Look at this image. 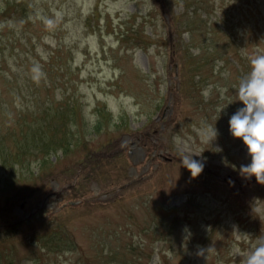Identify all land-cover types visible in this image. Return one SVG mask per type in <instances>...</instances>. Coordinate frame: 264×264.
I'll use <instances>...</instances> for the list:
<instances>
[{"label":"rangeland","instance_id":"obj_1","mask_svg":"<svg viewBox=\"0 0 264 264\" xmlns=\"http://www.w3.org/2000/svg\"><path fill=\"white\" fill-rule=\"evenodd\" d=\"M204 1L211 12L209 33L195 30L197 18L189 15L199 0L188 8L186 0H173L175 13L186 12L177 28L166 25L153 0H30L28 20L0 16V80L7 81L1 107L16 117L21 107L42 101L65 104L66 94L80 100L79 132L87 143L48 162L43 173L76 175L77 185H89L48 199L28 221L14 215L13 201L34 182L21 186L17 177L14 187L7 185L0 192V264H129L139 256L149 264H242L255 248L259 233L264 235V188L238 187L248 196L240 204L222 182L231 168L250 163L243 142L229 131L230 117L243 106L236 95L243 76L226 55V38L236 41L239 34L245 62L264 55V0ZM184 30L194 33L192 45L209 37L205 42L220 51L217 64L228 69L226 75L218 73V65L210 67L211 58L202 57L193 74L179 58L178 65L170 61L188 48V34L179 33ZM98 107L115 123L127 121V132L135 137L121 127L93 132L104 114ZM159 113V130L149 146L137 138L138 131ZM2 118L0 133L7 134L13 123ZM208 126L218 132L211 143L204 134ZM109 136L118 139L116 145L111 140L107 146ZM115 147L123 148L114 156ZM103 150L109 158L96 162ZM176 152L202 161L203 172L193 179ZM7 169L0 165V185L7 183ZM64 180H56L57 189ZM50 188L45 185L44 192L28 198L20 215ZM73 201L81 202L71 206ZM14 222L17 226H10ZM49 241L57 250L41 249ZM73 243L75 248L67 247Z\"/></svg>","mask_w":264,"mask_h":264},{"label":"trees","instance_id":"obj_2","mask_svg":"<svg viewBox=\"0 0 264 264\" xmlns=\"http://www.w3.org/2000/svg\"><path fill=\"white\" fill-rule=\"evenodd\" d=\"M0 1V16L13 14L21 15L22 20H28L30 18L29 15L33 11V6L30 5V0ZM155 3L159 8H162L160 3H157L156 1ZM164 20L167 23H170L168 26L172 25L174 28H177V24L180 25L178 15L170 16L167 19L164 18ZM201 22L203 23L202 20ZM193 35V33L188 32V48L183 49L181 52L182 54L179 53L177 58L180 59L181 64L185 65V63H187L188 65L192 66L196 73V71L199 69L202 58L197 61L198 56L200 55L192 53L191 51L192 48L199 44L192 45L191 39ZM239 38V34L236 41L231 42V37L226 38V41L229 44L227 46L228 50L226 51V55L230 56L229 60L231 57L235 60L236 70L239 72V77H241V72L242 74L248 72L249 63L243 61V57L241 58L242 53H239V49L242 48V42ZM200 50L202 52L201 57L205 59V62H208L210 58L211 61H214L220 60L219 57H222L219 55L220 51H214V48L209 49V44L206 42L201 44ZM214 52H217L215 57H213ZM226 70L228 71L227 68ZM25 116V113H21L15 118H6L11 119L12 123L15 124L20 120H24ZM72 119L73 118L70 120ZM68 120V116L57 113L52 109L51 105H48L43 109L42 118H33L30 123L22 122L20 124L19 122L20 128L17 133H14L10 128L7 129V146L2 143V139L0 137V156L2 157L0 165L4 166L6 169L8 167L6 170L7 185L9 184L10 186L14 187L12 183L10 184V182L14 181L17 177L19 180H23V178L27 176L26 182L32 181L30 180L32 174L29 171L32 168V161H36L33 163H35L36 166L39 165V167H41L42 165L46 164L51 153L55 152L57 149H66L71 146L73 133L67 124ZM148 133H150V130H144L142 132L143 135H147ZM24 190L27 192L29 188ZM47 247L50 246L47 245Z\"/></svg>","mask_w":264,"mask_h":264},{"label":"clouds","instance_id":"obj_3","mask_svg":"<svg viewBox=\"0 0 264 264\" xmlns=\"http://www.w3.org/2000/svg\"><path fill=\"white\" fill-rule=\"evenodd\" d=\"M249 63L250 69L240 78L236 90L243 106L230 117L229 131L233 138L243 142L250 157V163L240 166V174L246 179L254 177L257 183L264 184V55L251 57ZM204 134L211 143L218 132L215 127L208 126ZM192 157L184 155L181 161L194 179L203 172L204 163ZM198 254H203V250ZM242 264H264V237H257L255 248L245 255Z\"/></svg>","mask_w":264,"mask_h":264},{"label":"bare ground","instance_id":"obj_4","mask_svg":"<svg viewBox=\"0 0 264 264\" xmlns=\"http://www.w3.org/2000/svg\"><path fill=\"white\" fill-rule=\"evenodd\" d=\"M155 1H156L157 3H160V2L163 1V0H155ZM172 23H173V22H172ZM174 45H175V43L173 44V46H174ZM181 52H182V51H180L179 53L182 54ZM179 53H178L177 55H179ZM177 55H176V56H177Z\"/></svg>","mask_w":264,"mask_h":264}]
</instances>
